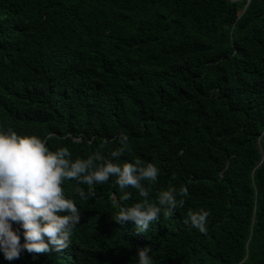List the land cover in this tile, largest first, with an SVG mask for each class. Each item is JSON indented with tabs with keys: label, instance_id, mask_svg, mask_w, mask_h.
I'll return each mask as SVG.
<instances>
[{
	"label": "trees",
	"instance_id": "obj_1",
	"mask_svg": "<svg viewBox=\"0 0 264 264\" xmlns=\"http://www.w3.org/2000/svg\"><path fill=\"white\" fill-rule=\"evenodd\" d=\"M8 129L73 159L124 132L115 162L159 173L147 197L110 177L81 199L87 186L64 181L82 212L69 247L0 264H136L149 244L153 264H264V0H0ZM170 185L187 187L184 204L145 233L113 220ZM201 207L206 233L183 222Z\"/></svg>",
	"mask_w": 264,
	"mask_h": 264
},
{
	"label": "clouds",
	"instance_id": "obj_2",
	"mask_svg": "<svg viewBox=\"0 0 264 264\" xmlns=\"http://www.w3.org/2000/svg\"><path fill=\"white\" fill-rule=\"evenodd\" d=\"M128 135L119 133V147L107 154L93 151L87 157L73 159L67 146L51 150L36 135H20L12 129L0 130V253L5 260L18 259L24 251L30 254L60 252L71 244L73 228L79 223L81 210L73 198L66 196L63 182L74 180L87 189H76V195L88 199L95 195L93 185L115 177L121 190L129 187L141 197L149 192L144 182H156L159 173L153 162L134 158L116 163L115 158L126 150ZM188 189L168 186L159 191L155 202L147 199L129 206H120L114 221L120 225L131 222L137 233H145L151 222L161 216H172ZM130 193L123 192L128 199ZM210 212L206 208L190 209L185 225L207 232ZM22 238V240H21ZM151 245L137 249L136 264H153ZM33 259L36 256L33 255Z\"/></svg>",
	"mask_w": 264,
	"mask_h": 264
},
{
	"label": "water",
	"instance_id": "obj_3",
	"mask_svg": "<svg viewBox=\"0 0 264 264\" xmlns=\"http://www.w3.org/2000/svg\"><path fill=\"white\" fill-rule=\"evenodd\" d=\"M245 5H246V4H245ZM245 5H244V7H245ZM244 7H243V8H244Z\"/></svg>",
	"mask_w": 264,
	"mask_h": 264
}]
</instances>
